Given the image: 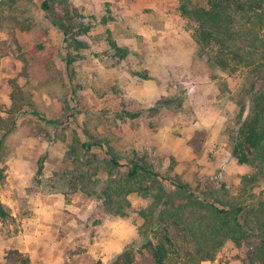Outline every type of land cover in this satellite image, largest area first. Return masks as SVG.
Returning a JSON list of instances; mask_svg holds the SVG:
<instances>
[{
  "label": "rangeland",
  "instance_id": "1",
  "mask_svg": "<svg viewBox=\"0 0 264 264\" xmlns=\"http://www.w3.org/2000/svg\"><path fill=\"white\" fill-rule=\"evenodd\" d=\"M5 1L0 8V141L8 124L16 127L0 151L5 169L0 199L15 222L5 227L0 221V264H13L12 251L30 264H113L130 247L132 264H154L139 234L145 224L139 212L152 205L151 198L130 194L129 215L118 217L96 196L50 190L57 175L76 171L68 153L77 139L108 140L122 158L120 173L137 153L168 190L180 181L210 202L239 197L250 169L238 163L232 149L239 115L244 107L249 110L254 67L232 64L223 71L213 53L200 54L196 28L181 15L180 0L167 6L166 16L153 10L163 8L162 0H70L83 17L75 23L89 28L77 35L87 44L80 51L65 44L42 0ZM194 1L205 7L208 0ZM147 2L154 8H146ZM55 8L63 13L64 7ZM110 36L129 49L125 59L111 49ZM261 36L264 41V29ZM69 54L77 57L73 71L63 58ZM146 74L149 80L143 79ZM161 100L169 102L150 112ZM142 110L138 118L129 115ZM197 130L208 132L199 155L189 146ZM92 154L99 171L95 179L103 182L107 148L94 147ZM254 193L262 196L251 205L258 210L259 202L264 204V179ZM175 238L171 259L181 263L194 244L181 232ZM257 243L252 238L238 249L228 241L215 261L200 264H251L248 253Z\"/></svg>",
  "mask_w": 264,
  "mask_h": 264
},
{
  "label": "trees",
  "instance_id": "2",
  "mask_svg": "<svg viewBox=\"0 0 264 264\" xmlns=\"http://www.w3.org/2000/svg\"><path fill=\"white\" fill-rule=\"evenodd\" d=\"M5 4L6 1L2 0L0 8H4ZM57 4L64 7L63 13L56 10ZM179 5L181 15L196 28L195 40L200 54L213 53L223 71L231 69L232 64L254 67L255 79L249 89V110L247 112L244 107L239 115L232 149V155L238 163L250 169L242 177L239 197L233 202L217 198L210 202L197 197L192 189L180 181L175 182V189L168 190L161 175L137 153L129 160L127 172L120 173L123 166L121 156L108 140L96 139L75 141L68 157L75 164L76 171L70 177L57 175L56 182L51 180L53 184L49 188L64 194L81 191L88 196H96L103 200L109 214L118 217L129 215L130 194L137 193L143 198H151L152 205L139 212L145 222L139 228V234L143 238L142 246L150 249L154 264L213 262L226 242L231 241L239 249L252 238H256L258 243L254 251L248 253V259L251 264H264V204L260 201L258 210L251 208L253 202L262 197H256L254 190L264 179V41L261 36L264 29V0H208L205 7L194 0H180ZM42 10L46 12L51 24L62 32L68 48L75 51L87 48V44L80 41L77 35L86 33L89 28L83 23H75L76 19L83 17L70 5V0H42ZM77 28L78 32L75 31ZM109 40L115 55L121 60L125 59L129 49L118 46L111 36ZM63 58L68 71H73L77 57L69 54ZM143 79L149 80L150 77L146 74ZM168 102L158 101L149 111L157 112ZM144 112L142 110L129 115L138 118ZM15 127V122L8 124L0 141V151L6 135ZM207 137L206 130L195 131L189 141L195 154L202 152ZM94 147L107 148L105 170L108 178L103 182L95 179L99 171L92 164V159L97 157L92 154ZM43 168L42 159L37 172L38 182H41L39 178ZM4 179L5 169L0 167V183ZM99 182L102 184L99 185ZM0 221L5 227L15 222L9 207L1 199ZM176 232L183 233L194 244V249L185 253L181 263L171 259L177 243ZM150 233H154V237ZM133 252V247L125 249L113 264H132ZM8 260L13 264H30V260L19 251L10 252Z\"/></svg>",
  "mask_w": 264,
  "mask_h": 264
},
{
  "label": "crops",
  "instance_id": "3",
  "mask_svg": "<svg viewBox=\"0 0 264 264\" xmlns=\"http://www.w3.org/2000/svg\"><path fill=\"white\" fill-rule=\"evenodd\" d=\"M173 1L177 3L178 0H162V1L160 2V3H162V4H161V7H163L162 9H159V8H155V9H153L154 7H151V5L153 4V2H151V4H150V2H147V3H148V6H146V8H149V10H150V8H151V9L155 10V12H161V13H163V14L166 16V12H167V10H168L167 6H168V5H171ZM143 2H144V1H143ZM175 5H176V4H175ZM143 8H145V6H144ZM143 10H144V9H143Z\"/></svg>",
  "mask_w": 264,
  "mask_h": 264
},
{
  "label": "built area",
  "instance_id": "4",
  "mask_svg": "<svg viewBox=\"0 0 264 264\" xmlns=\"http://www.w3.org/2000/svg\"><path fill=\"white\" fill-rule=\"evenodd\" d=\"M210 264H212V263H210Z\"/></svg>",
  "mask_w": 264,
  "mask_h": 264
}]
</instances>
